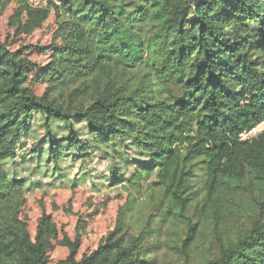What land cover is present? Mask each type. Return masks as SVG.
I'll use <instances>...</instances> for the list:
<instances>
[{
  "label": "trees",
  "instance_id": "1",
  "mask_svg": "<svg viewBox=\"0 0 264 264\" xmlns=\"http://www.w3.org/2000/svg\"><path fill=\"white\" fill-rule=\"evenodd\" d=\"M18 1L16 34L56 28L40 64L0 39V264H47L50 215L31 235L20 208L75 165L125 200L58 264H264V132L240 138L264 121V0Z\"/></svg>",
  "mask_w": 264,
  "mask_h": 264
},
{
  "label": "rangeland",
  "instance_id": "2",
  "mask_svg": "<svg viewBox=\"0 0 264 264\" xmlns=\"http://www.w3.org/2000/svg\"><path fill=\"white\" fill-rule=\"evenodd\" d=\"M28 2L35 6L45 5V0H28ZM19 6L18 0H11L2 13L0 39L6 41L11 49L23 46L30 59L37 64L44 63L49 56L50 49L47 48L56 28L54 12H50L40 28L30 33L16 34L11 18ZM22 20H25L24 15ZM34 70L31 69V73ZM44 87V84H36L35 91L41 94ZM109 164L108 160L94 155L85 167L92 172V175L107 176ZM77 171V165L68 170L69 178L73 179V182L64 181L59 187L45 186L43 189L34 190L26 197L20 208L19 216L28 222L31 235L34 234L40 216L41 204L50 215L52 229L48 235L50 247L47 250V264H58V261L67 255L69 248L65 237L70 239L75 236L80 237L77 257L93 251L99 240L112 229L116 211L125 200V193L118 187L101 188L100 191H96L91 186L92 179L79 178ZM93 180L99 182L98 177ZM168 264H178V262L172 259Z\"/></svg>",
  "mask_w": 264,
  "mask_h": 264
},
{
  "label": "built area",
  "instance_id": "3",
  "mask_svg": "<svg viewBox=\"0 0 264 264\" xmlns=\"http://www.w3.org/2000/svg\"><path fill=\"white\" fill-rule=\"evenodd\" d=\"M261 132H264V121L258 123L257 125H255L250 130L241 133L240 134V138L241 139H245V138H248V137H251V136H256L257 134H259Z\"/></svg>",
  "mask_w": 264,
  "mask_h": 264
}]
</instances>
